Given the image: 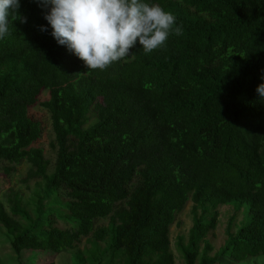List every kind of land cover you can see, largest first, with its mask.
<instances>
[{
    "label": "trees",
    "instance_id": "1",
    "mask_svg": "<svg viewBox=\"0 0 264 264\" xmlns=\"http://www.w3.org/2000/svg\"><path fill=\"white\" fill-rule=\"evenodd\" d=\"M144 2L171 12L181 35L147 55L137 42L104 70L57 43L35 0H20L27 22L0 39V172L27 162L24 181L45 185L33 213L0 200L17 264H56L86 238L124 264H177L171 228L189 201L183 264L264 255V0ZM37 105L50 114L54 164L37 145ZM234 201L249 218L209 257L217 209Z\"/></svg>",
    "mask_w": 264,
    "mask_h": 264
},
{
    "label": "clouds",
    "instance_id": "2",
    "mask_svg": "<svg viewBox=\"0 0 264 264\" xmlns=\"http://www.w3.org/2000/svg\"><path fill=\"white\" fill-rule=\"evenodd\" d=\"M48 9L44 18L59 45L84 62L88 70H104L130 54L137 45L144 54L166 45L171 34L181 35L171 12L144 0H35ZM20 0H0V39L11 35L9 25L27 17ZM48 26H40L47 31ZM264 101V83L256 89Z\"/></svg>",
    "mask_w": 264,
    "mask_h": 264
},
{
    "label": "rangeland",
    "instance_id": "3",
    "mask_svg": "<svg viewBox=\"0 0 264 264\" xmlns=\"http://www.w3.org/2000/svg\"><path fill=\"white\" fill-rule=\"evenodd\" d=\"M49 97V92L43 91L40 99ZM32 114L39 119L45 128L42 138L37 145L44 148L45 155L54 164L56 151L51 143L55 138L52 130L50 114L41 106L37 105L32 109ZM29 164L22 163L18 171L12 176H6L0 172V200L5 203L7 210L10 211L12 202L16 198H21L22 206L33 213L35 206L34 200L38 194L44 190V182L41 179L24 181ZM52 170V169H51ZM50 170V171H51ZM248 204L230 202L221 204L218 207L217 226L207 236L210 248L202 245V250L209 257L218 254L228 243L230 237L236 235L239 228L248 220ZM195 210L192 201L186 205L185 209L179 214L176 223L171 228V249L176 256V263L183 264L182 252L179 246L186 247L195 223ZM60 223H65L61 221ZM107 224V222H105ZM105 245H97L92 238L84 239L76 248L65 251L57 257L56 264H124L125 256L122 251L114 254L104 252ZM100 247V248H99ZM0 264H17L16 255L12 251L10 239L4 229H0ZM220 264H264V255L250 258L243 262L232 261L231 258H220Z\"/></svg>",
    "mask_w": 264,
    "mask_h": 264
}]
</instances>
